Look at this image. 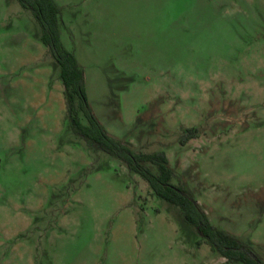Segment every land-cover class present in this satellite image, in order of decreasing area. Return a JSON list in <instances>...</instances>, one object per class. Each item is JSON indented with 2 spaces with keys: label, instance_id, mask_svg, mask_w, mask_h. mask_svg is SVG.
I'll return each mask as SVG.
<instances>
[{
  "label": "rangeland",
  "instance_id": "obj_1",
  "mask_svg": "<svg viewBox=\"0 0 264 264\" xmlns=\"http://www.w3.org/2000/svg\"><path fill=\"white\" fill-rule=\"evenodd\" d=\"M55 1L110 136L165 152L174 185L264 262V0ZM40 36L0 0V264H230L73 132Z\"/></svg>",
  "mask_w": 264,
  "mask_h": 264
},
{
  "label": "trees",
  "instance_id": "obj_2",
  "mask_svg": "<svg viewBox=\"0 0 264 264\" xmlns=\"http://www.w3.org/2000/svg\"><path fill=\"white\" fill-rule=\"evenodd\" d=\"M31 12L41 29V42L49 50L64 87L67 119L74 133L83 138L90 148L104 152L124 163L131 172L147 182L161 200L180 210L183 223L194 228L200 237L198 245L206 244L230 264H264L251 245L215 227L198 201L173 180L176 173L170 167L165 152L144 153L134 151L128 144L112 138L96 118L89 105L85 73L75 55L67 50L61 40L62 10L55 0H17ZM81 117L87 121L83 123ZM197 138V130L190 129L181 144ZM1 168V166H0Z\"/></svg>",
  "mask_w": 264,
  "mask_h": 264
},
{
  "label": "crops",
  "instance_id": "obj_3",
  "mask_svg": "<svg viewBox=\"0 0 264 264\" xmlns=\"http://www.w3.org/2000/svg\"><path fill=\"white\" fill-rule=\"evenodd\" d=\"M63 94H64V92H63ZM66 104V103H65ZM66 113H67V111H66ZM110 135V134H109ZM0 166H1V164H0ZM1 169V168H0ZM199 203V202H198ZM200 205V204H199ZM206 213V212H205ZM207 214V213H206ZM229 233V232H228ZM230 234V233H229ZM232 235V234H231ZM233 236H235V235H233ZM238 238V237H237ZM249 245H252L251 243H248Z\"/></svg>",
  "mask_w": 264,
  "mask_h": 264
}]
</instances>
